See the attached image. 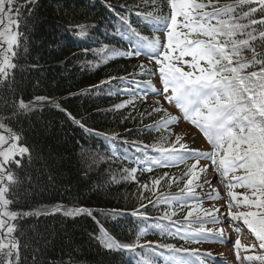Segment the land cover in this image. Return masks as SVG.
Segmentation results:
<instances>
[{"label": "snow or ice", "instance_id": "obj_1", "mask_svg": "<svg viewBox=\"0 0 264 264\" xmlns=\"http://www.w3.org/2000/svg\"><path fill=\"white\" fill-rule=\"evenodd\" d=\"M145 4L153 11L137 12V16L151 24L154 30H163V37L141 35L132 27L128 17L122 15V35L129 42V50L120 51L107 45L94 49L102 62L115 56L147 55L156 66L161 83L157 88L151 80L142 83L133 80L132 83L141 89L142 97L133 92L132 99L114 105V110H119L134 104L136 99L146 100L151 93L160 99L153 102L155 106L147 113L148 116L163 113L159 120L146 126L161 133L154 143L133 142L139 153L135 162L142 167L124 169L121 178L136 181L138 170L152 173L156 167L184 165V171L179 177L164 172L140 186L143 189L141 199L147 198L146 192L155 199L148 200L147 205L141 203L132 215L146 222L153 219L142 211L148 205L164 204L169 210L154 218L155 223L147 228H140L135 242L121 243L103 226L96 240L107 251L135 252L138 248H148L151 253H156L157 248L167 250L166 264H194L189 258L191 256L211 258L215 264L217 258L210 252L177 248L170 243H160L156 247L151 242L141 244L140 238L147 234L148 228H154L162 236L180 235L182 239H195L197 242L209 239L231 242L238 264L242 260L264 264V0H167V15L162 14L156 0H150V3L145 0ZM37 7L38 0H0V83H7L11 70L16 67L13 61L28 42V37L20 29L22 26L27 29ZM77 27L78 37L88 35L84 25ZM24 51H27L26 47ZM139 67L146 74H156L151 69L146 70L143 64ZM117 79L126 80L127 77H109L100 85ZM100 85L90 86L88 91L98 89ZM46 99L36 97L35 101ZM161 101L174 106L181 115H172ZM36 106V103H25L20 99L14 102L10 116H0V264H22L20 241L24 218L48 214L13 210L19 203L15 189L21 183L13 166L22 169L23 161L30 162L32 156L29 146L22 143V134L5 121L17 120L33 112ZM181 120L203 135L210 150L190 148L184 142V135L172 131L170 126L179 124ZM165 132L167 136L162 134ZM117 135L113 134L112 139ZM173 135L174 140L170 139ZM189 159H194L190 165L186 163ZM201 160L207 163L202 164ZM209 171L214 174L205 178ZM217 180L224 187L223 196L219 188L212 187ZM162 181L169 187L181 183L183 187L175 194L158 192ZM205 186H208L207 192L203 191ZM197 189L201 192L198 193ZM205 199H223L224 204L205 208ZM177 207L180 212L187 209L182 221L173 219L177 215ZM221 208L226 209V215ZM64 214L91 216L92 210L72 208L65 210ZM110 215L122 213L113 211ZM225 221L236 233L234 242L226 241L224 229L205 227L209 223L216 225ZM241 221L242 225L234 223ZM243 227L258 243H242ZM257 248L259 254L241 257V250L251 252ZM180 253L186 255H178ZM159 254L164 255L163 252ZM141 264H153V260L143 259ZM200 264H204L203 260Z\"/></svg>", "mask_w": 264, "mask_h": 264}, {"label": "trees", "instance_id": "obj_2", "mask_svg": "<svg viewBox=\"0 0 264 264\" xmlns=\"http://www.w3.org/2000/svg\"><path fill=\"white\" fill-rule=\"evenodd\" d=\"M156 3L162 14L167 15V0H156ZM151 11L153 8L145 0H38L27 29L21 27L28 42L14 59L16 67L11 70L7 83H0V116H10L14 102L20 99L37 106L17 120L5 121L22 134V143L29 146L32 156L30 162L23 161L22 169L13 166L21 181L15 189L19 203L13 210L48 213L24 218L20 241L22 264H141L143 259L166 264L167 250L107 251L96 240L103 226L119 242H135L140 228H147L155 223L154 218L169 210L164 204L148 205L142 211L153 219L146 222L132 215L141 203L147 205L148 200L155 199L147 192V198L141 199L140 186L164 172L179 177L184 171V165L156 167L152 173L138 170L142 184L121 178L124 169L142 167L135 162L139 153L133 142L154 143L161 133L146 126L159 120L163 113L148 116L155 106L153 102L159 99L151 93L146 100L136 99L134 104L119 110H114V105L132 99L133 92L142 97L141 89L133 80L142 83L159 74L147 55L115 56L102 62L94 51L104 45L129 50V42L122 35V15L128 17L141 35L163 36V30H154L137 16V12ZM79 25H84L88 33L84 38L76 35ZM141 64L156 74L142 72ZM121 76L127 79L100 85L109 77ZM93 85L100 87L88 91ZM36 97L47 99L37 103ZM113 134L118 135L112 139ZM170 139L174 140L175 136ZM193 162L194 159H189L186 163ZM180 187L182 183L169 187L162 181L157 191L175 194ZM79 207L91 209L92 215L64 214L67 209ZM56 208L61 211H54ZM113 211L122 215H110ZM186 212V208L180 212L177 207L173 219L182 221ZM156 239L158 244L170 243L189 250L206 241L185 240L180 235L162 236L158 229L148 228L140 243Z\"/></svg>", "mask_w": 264, "mask_h": 264}, {"label": "rangeland", "instance_id": "obj_3", "mask_svg": "<svg viewBox=\"0 0 264 264\" xmlns=\"http://www.w3.org/2000/svg\"><path fill=\"white\" fill-rule=\"evenodd\" d=\"M153 64H154V62H153ZM155 68H156V66H155ZM156 71H157V69H156ZM151 82L157 88L161 87L159 75L156 78L151 79ZM161 103L163 104V106H165V108L168 109V111L172 115H176V116L181 115L179 110L176 109L174 106L168 105L164 101H161ZM171 129L173 130L174 133L184 135V142L190 148H197V149H201L204 151L210 150V145L207 143V141L203 137V135L194 126L188 124L187 122L181 120L179 124L171 125ZM185 133H186V135H185ZM111 147L113 148L112 144H111ZM201 163L204 164V163H207V161L201 160ZM213 174H214L213 172L209 171L206 174L205 178L211 177ZM136 176H137L136 181H138L140 184H142L143 178L140 177L138 172L136 173ZM212 187L219 188L221 195L222 196L224 195V187L218 180L213 182ZM203 191L207 192L208 186H205ZM197 192L200 193L201 189H197ZM223 204H224V200L222 199V202H216V203H209L208 201H204L203 206L205 208H210L213 205L219 207L220 205H223ZM233 210L235 211L236 209H233ZM221 212L226 215V209L225 208H221ZM234 223L242 225V221L241 222H234ZM221 228L224 229V231H225L226 241L230 240V241L234 242L236 239V233L233 230V227L229 226V223L227 221H225L223 223L216 224L213 229L216 230V229H221ZM240 239L242 240V243H244V244L257 243L255 240V237L246 229V227L242 228V233H241ZM151 243H153V245H156V244H158V240L153 241ZM199 251L210 252V253H212V255L214 257L215 256L217 257V255H220V257L224 258V261H222V262H220L219 259L217 258L215 261V264H238V261L236 259L235 250L233 247V243H231V242H220L217 244H214V243L213 244H205L203 246V248L200 249ZM259 253H260V250L256 251L255 249L252 250L251 252H244L243 250H241V257H243L244 255H248V254H259ZM189 258H191L193 260L194 264H200L201 260H203L204 264H214L213 260L211 258H207V257H202L199 259V257L196 258V256H191ZM239 264H259V262L258 261H243L242 260L241 262H239Z\"/></svg>", "mask_w": 264, "mask_h": 264}]
</instances>
